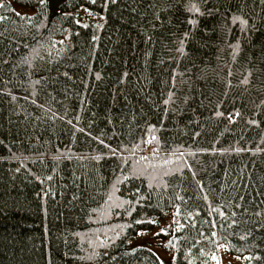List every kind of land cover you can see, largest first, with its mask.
<instances>
[{
    "label": "trees",
    "instance_id": "obj_1",
    "mask_svg": "<svg viewBox=\"0 0 264 264\" xmlns=\"http://www.w3.org/2000/svg\"><path fill=\"white\" fill-rule=\"evenodd\" d=\"M171 209L264 264V0H1L0 264H162Z\"/></svg>",
    "mask_w": 264,
    "mask_h": 264
},
{
    "label": "rangeland",
    "instance_id": "obj_2",
    "mask_svg": "<svg viewBox=\"0 0 264 264\" xmlns=\"http://www.w3.org/2000/svg\"><path fill=\"white\" fill-rule=\"evenodd\" d=\"M8 1L13 2V0ZM177 225L178 220L177 216H174V209L166 210L163 214L153 219V224L150 228L138 233L139 240L149 243V247L159 256L163 264H176L172 260V255L175 252L170 247L173 243V235ZM208 260L209 264H246L248 258L247 256L235 255L223 245H219L213 249ZM207 263L208 261L205 264Z\"/></svg>",
    "mask_w": 264,
    "mask_h": 264
},
{
    "label": "bare ground",
    "instance_id": "obj_3",
    "mask_svg": "<svg viewBox=\"0 0 264 264\" xmlns=\"http://www.w3.org/2000/svg\"><path fill=\"white\" fill-rule=\"evenodd\" d=\"M175 235V234H174ZM174 235H173V238H174ZM149 244V243H148ZM225 247V246H224ZM226 248V247H225ZM151 249V248H150ZM227 249V248H226ZM228 250V249H227ZM236 255V254H235ZM173 257H172V260H173V262H175L176 264H178V262H176V256H175V254H173L172 255ZM242 256H247V255H242ZM248 258V257H247ZM161 260V259H160ZM208 261V263L207 264H209V260H207L206 259V261L204 260L202 263H200V264H205L206 262ZM248 261V260H247ZM162 262V261H161ZM247 263V262H246ZM163 264V263H162Z\"/></svg>",
    "mask_w": 264,
    "mask_h": 264
},
{
    "label": "snow or ice",
    "instance_id": "obj_4",
    "mask_svg": "<svg viewBox=\"0 0 264 264\" xmlns=\"http://www.w3.org/2000/svg\"><path fill=\"white\" fill-rule=\"evenodd\" d=\"M163 231V230H162Z\"/></svg>",
    "mask_w": 264,
    "mask_h": 264
}]
</instances>
